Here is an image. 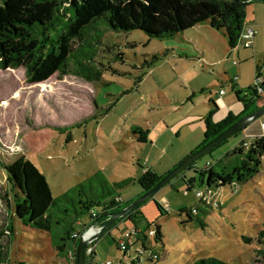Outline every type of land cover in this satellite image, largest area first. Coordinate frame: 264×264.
I'll list each match as a JSON object with an SVG mask.
<instances>
[{"label":"rangeland","instance_id":"obj_1","mask_svg":"<svg viewBox=\"0 0 264 264\" xmlns=\"http://www.w3.org/2000/svg\"><path fill=\"white\" fill-rule=\"evenodd\" d=\"M250 28L255 32L252 42L239 43L234 49L228 47L225 33L209 24L162 40H150L139 30L106 33L101 45L89 49L95 53V68L101 70V78L91 83L55 74L32 85L23 69L0 71V231L11 214L4 197L7 183L2 164L20 156L45 176L56 204L70 211L71 217L80 196L90 199L91 187L93 194L106 190L96 182L98 177L122 201L137 200L141 165L163 177L200 146L204 137L200 119L209 112V98L219 106L215 120L219 122L230 112L235 116L242 112L232 87L245 90L264 84V0L246 7L245 34ZM234 77L237 80L231 83ZM222 89L226 95L218 96ZM134 128L147 132L146 145L136 141ZM260 131L257 121L252 123L197 160L195 167L217 162L241 140L249 144ZM183 173L187 179L195 178L193 190L185 191L181 175L173 179L138 208L133 221H121L97 239L91 264H130L138 252L141 264H192L203 258L257 264L262 249L257 239L264 231V159L259 173L238 184L237 191L222 188L213 197L216 207L200 206L204 229L195 217L186 222V214H179L197 207L196 193L204 189L195 172ZM124 181L128 185L121 191L112 185ZM87 220L79 218L81 223ZM10 222L12 236L8 232L0 236V248L7 250L4 264H75V258L57 255L48 233L17 218ZM157 227L161 242H155L150 233ZM73 228L79 226L73 224ZM125 233L131 234L124 238L129 247L126 256L117 248L125 245L121 241ZM142 234L146 252L136 239ZM243 237L252 242L245 243ZM95 242L88 247L92 249L87 250V264ZM151 251L158 254L154 263L147 262Z\"/></svg>","mask_w":264,"mask_h":264},{"label":"trees","instance_id":"obj_2","mask_svg":"<svg viewBox=\"0 0 264 264\" xmlns=\"http://www.w3.org/2000/svg\"><path fill=\"white\" fill-rule=\"evenodd\" d=\"M253 1L256 0H0V71L23 69L26 81L32 85L44 83L55 74L77 76L88 83L98 81L101 70L95 68V53L89 52V49L101 45L103 36L109 32L128 33L139 30L150 40H162L173 38L197 25L209 24L212 29L223 31L228 47L234 49L243 42L246 7ZM260 88L261 92L259 86L245 90L232 87L236 100L242 105V112L238 116L230 112L219 122L213 120L218 108L210 100V110L202 118L204 137L195 150L241 117L258 110L261 107L258 102L264 97V84ZM146 134L140 128L132 130V135L140 144L147 142ZM263 159L264 136H259L249 144L240 141L215 163H208L201 169L193 164L188 170L197 174L199 185L204 188H201V192L213 199L226 186L235 192L238 184L244 185L252 180L259 173ZM2 166L7 183L4 197L11 214L5 230L0 231V236L5 232L12 236L10 221L17 218L25 226L48 233L57 255L61 258H75L78 240L71 238L73 233L81 235L92 225L99 228L105 226L112 214L131 203H119L116 199H120V196L115 195L111 188L108 189L105 186L106 181L98 177L96 182L106 190L101 194H93L94 189L91 187L90 199L80 196L71 217L70 211L63 210L56 204L45 176L24 156ZM140 168L142 173L136 179L141 191L139 196L151 190L162 178L151 168L143 165ZM181 177L185 181V191L193 190L195 178L187 179L184 173ZM112 185L121 191L128 182ZM62 197L67 199V194ZM202 205L214 208L199 200L197 207L179 214H186V222L193 221L195 217L197 225L204 229L206 225L199 213ZM138 214V209L134 210L100 236L117 227L121 221H133ZM82 216L87 217V223L79 221ZM73 224L78 225L79 229H74ZM154 235L155 242H161L160 227L156 228ZM136 239L141 241L142 250L148 251L145 235L142 234ZM243 240L247 244L252 242L251 238L243 237ZM257 242L262 249L258 250L260 259L255 263L264 264V231L259 233ZM117 248L121 250L119 245ZM128 250V246L123 250L124 256ZM140 255L138 252L135 258H131L130 264H141ZM6 256L7 250L0 248V264H4ZM93 257L91 255L88 264H91ZM154 261H158V254L151 251L147 262ZM192 264L225 263L215 258H203Z\"/></svg>","mask_w":264,"mask_h":264},{"label":"water","instance_id":"obj_3","mask_svg":"<svg viewBox=\"0 0 264 264\" xmlns=\"http://www.w3.org/2000/svg\"><path fill=\"white\" fill-rule=\"evenodd\" d=\"M264 116V106L260 107L253 113L245 115L229 126L226 130L218 134L215 138L210 140L208 143L204 144L197 150L191 152L178 164H176L170 171H168L156 184L155 186L137 198L134 202H131L128 206L121 209L120 211L112 214L105 226L93 231H84L77 242L75 248V264H85V257L87 253L88 246L96 241L100 235L110 228L111 225L116 223L118 220L124 218L134 210L138 209L143 203L153 198V196L165 185L169 184L173 179L180 176L183 172L188 170V168L195 164L197 160L203 156L211 153L214 149L222 145L228 139L242 133L246 130L252 123L259 120Z\"/></svg>","mask_w":264,"mask_h":264},{"label":"built area","instance_id":"obj_4","mask_svg":"<svg viewBox=\"0 0 264 264\" xmlns=\"http://www.w3.org/2000/svg\"><path fill=\"white\" fill-rule=\"evenodd\" d=\"M254 35H255V32L250 28L249 30H248V32H247V34H245V35H243V39L244 40H246V43H245V45H247L248 43H250V42H252V40H253V38H254ZM237 80V77H234V79L233 80H231L232 82L233 81H236ZM262 90H261V88H259V92H261ZM224 94V91L223 90H220L219 91V95H223ZM196 196L198 197V199L199 200H201V201H205V202H207L209 205H210V203L209 202H212V203H214V204H212V206H214V207H216L217 205H218V203L215 201V200H213L211 197H209V196H207V195H205L203 192H201V191H197V193H196ZM119 203L120 202H122V200L121 199H116ZM93 215H94V213H93ZM99 229V227H97V226H89L85 231H93V230H98ZM151 233V235L153 234H155V232L153 233V232H150ZM81 235H79L78 233H73L72 235H71V238L73 239V240H79V237H80ZM127 238V239H129L130 237H131V234L130 233H125V235L123 236V239H121V241H123V243H125V245L123 244H120V248H121V250L123 251V250H125L126 249V247H127V241H125V239L124 238ZM120 241V242H121ZM93 243V242H92ZM91 243V244H92ZM90 244V245H91ZM89 245V246H90ZM88 246V247H89ZM91 249L92 248H90V249H87L88 250V252H90L91 251ZM72 255V254H71ZM153 259L155 260L156 259V256H154L153 257Z\"/></svg>","mask_w":264,"mask_h":264},{"label":"crops","instance_id":"obj_5","mask_svg":"<svg viewBox=\"0 0 264 264\" xmlns=\"http://www.w3.org/2000/svg\"><path fill=\"white\" fill-rule=\"evenodd\" d=\"M202 25V24H201ZM245 31H243V35H245ZM246 43V40H244L243 39V44H245ZM224 82H226V80H224ZM228 82V81H227ZM231 83H233L232 81H231ZM237 85H235L234 87H236ZM236 89H238V87L236 88ZM223 90V89H222ZM239 90H244L243 88H239ZM224 91V90H223ZM224 96L226 95V93H225V91H224V94H223ZM218 96H219V93H218ZM233 96V95H232ZM211 100V98H209V100L207 101V105H208V108H209V110H210V104H209V101ZM263 101V102H262ZM224 102L225 103H228V100H224ZM237 102V101H236ZM214 103L216 104V106H217V108H218V110H217V112L214 114V117H213V120L215 121L216 120V116H217V113L219 112V106L217 105V103L214 101ZM238 104H239V106H241L240 105V103L239 102H237ZM258 104H259V106H264V97L262 98V100H260L259 102H258ZM203 118V117H202ZM202 118L200 119V122H201V124L203 125V122H202ZM216 122V121H215ZM256 122V121H255ZM252 125V124H251ZM250 125V126H251ZM257 126H258V130H261L260 131V135H257V136H254V138L255 137H259V136H264L263 134H262V130L264 131V116L262 117V118H260L259 120H257ZM203 128H204V126H203ZM245 131V130H244ZM242 141V140H241ZM147 144V142L145 143V144H143V145H146ZM141 169V168H140ZM142 170V169H141ZM142 173V172H141ZM140 189H138V196H139V194H140ZM122 202H126V201H122ZM99 241V240H98ZM98 241L96 240V242H95V251H94V257H95V254H96V251H97V248H98ZM91 257V256H90ZM93 257V258H94Z\"/></svg>","mask_w":264,"mask_h":264}]
</instances>
